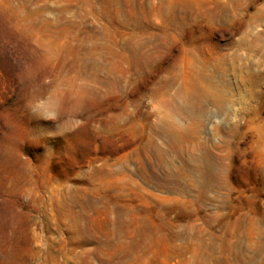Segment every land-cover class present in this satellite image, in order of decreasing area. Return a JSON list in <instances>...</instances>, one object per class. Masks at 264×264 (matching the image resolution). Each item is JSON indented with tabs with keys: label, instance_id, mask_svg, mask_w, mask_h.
Masks as SVG:
<instances>
[{
	"label": "rangeland",
	"instance_id": "374dc122",
	"mask_svg": "<svg viewBox=\"0 0 264 264\" xmlns=\"http://www.w3.org/2000/svg\"><path fill=\"white\" fill-rule=\"evenodd\" d=\"M0 264H264V0H0Z\"/></svg>",
	"mask_w": 264,
	"mask_h": 264
},
{
	"label": "clouds",
	"instance_id": "9594fccd",
	"mask_svg": "<svg viewBox=\"0 0 264 264\" xmlns=\"http://www.w3.org/2000/svg\"><path fill=\"white\" fill-rule=\"evenodd\" d=\"M29 113L41 120L52 121L59 129L66 123V116L62 113V106L52 96H42L27 103Z\"/></svg>",
	"mask_w": 264,
	"mask_h": 264
},
{
	"label": "bare ground",
	"instance_id": "6f19581e",
	"mask_svg": "<svg viewBox=\"0 0 264 264\" xmlns=\"http://www.w3.org/2000/svg\"><path fill=\"white\" fill-rule=\"evenodd\" d=\"M136 65H137V64H136ZM113 86H114V87H117V86H118V83H117V82H114ZM200 104H201V103H200ZM195 162H196V161H195ZM199 162H200V161H199ZM200 164H201V163H200ZM206 168H207V167H206ZM206 168H205V169H206ZM204 173H206V172H204ZM206 174H207V173H206ZM82 232H83V231H82Z\"/></svg>",
	"mask_w": 264,
	"mask_h": 264
}]
</instances>
